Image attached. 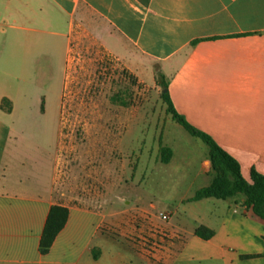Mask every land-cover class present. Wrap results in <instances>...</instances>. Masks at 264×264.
Wrapping results in <instances>:
<instances>
[{
  "label": "crops",
  "instance_id": "1",
  "mask_svg": "<svg viewBox=\"0 0 264 264\" xmlns=\"http://www.w3.org/2000/svg\"><path fill=\"white\" fill-rule=\"evenodd\" d=\"M4 16L12 22L0 25V81L26 43L24 29L63 49L69 72L60 89L99 61L161 91L159 71L175 110L235 158L245 179L252 169L264 174V0H0ZM10 100L0 90V264H264V221L243 196L212 201L205 215L193 210L190 229L159 223L143 207L113 211L102 184L81 186L59 171L64 156L49 147L61 142L38 127L14 129ZM52 206L67 217L41 252ZM198 225L213 235L197 236Z\"/></svg>",
  "mask_w": 264,
  "mask_h": 264
},
{
  "label": "rangeland",
  "instance_id": "2",
  "mask_svg": "<svg viewBox=\"0 0 264 264\" xmlns=\"http://www.w3.org/2000/svg\"><path fill=\"white\" fill-rule=\"evenodd\" d=\"M4 17L0 25L9 30L12 21ZM21 33L26 43L15 46L10 77L0 81V90L12 93L18 73L47 77L46 112L33 113L25 127H38L49 142H61L49 147L64 156L59 171L81 186L96 181L99 190L102 184L101 201L113 211L143 207L159 223L192 228L190 214L205 215L217 200H203L200 206L187 200L211 180L208 147L173 120L160 91L144 86L114 61H99L93 72H75L73 82L62 89V118L57 125L58 93L64 73L69 72L65 53L47 34L27 29ZM160 147L171 151L168 162L156 159ZM241 197L237 193L226 201ZM161 212L171 213L167 221L160 218ZM120 241L125 248L127 240Z\"/></svg>",
  "mask_w": 264,
  "mask_h": 264
},
{
  "label": "trees",
  "instance_id": "3",
  "mask_svg": "<svg viewBox=\"0 0 264 264\" xmlns=\"http://www.w3.org/2000/svg\"><path fill=\"white\" fill-rule=\"evenodd\" d=\"M156 81L161 87L160 96L167 104L166 110L170 113L173 120L179 123L188 133L200 138L208 147L207 160L210 164L211 180L208 185L196 190L194 195L187 200L197 201L204 198L226 199L240 193L243 196V203L246 207L264 221V174L252 169L249 179H245L235 158L221 148L209 134L192 126L175 110L168 95L167 82L159 71H156ZM160 155L162 162H168L171 151L167 147H160ZM66 217V208L60 206L51 207L40 240L41 252L48 250L55 234L64 224ZM194 233L201 238L209 239L213 235V230L204 225H198L194 228Z\"/></svg>",
  "mask_w": 264,
  "mask_h": 264
},
{
  "label": "flooded vegetation",
  "instance_id": "4",
  "mask_svg": "<svg viewBox=\"0 0 264 264\" xmlns=\"http://www.w3.org/2000/svg\"><path fill=\"white\" fill-rule=\"evenodd\" d=\"M31 74L24 76L18 73L14 78V91L11 93L10 100V114L14 129L19 134L26 132L27 128L25 125L32 121L31 117L33 113H37L38 116H41L46 112L49 88L46 84L47 81H44V77H47L43 74L40 75L39 73L40 76L36 78L34 77L35 74ZM61 92L62 89H60L58 93L57 125L58 121L61 123L62 118L59 117L60 112L62 111L60 100L63 95Z\"/></svg>",
  "mask_w": 264,
  "mask_h": 264
},
{
  "label": "built area",
  "instance_id": "5",
  "mask_svg": "<svg viewBox=\"0 0 264 264\" xmlns=\"http://www.w3.org/2000/svg\"><path fill=\"white\" fill-rule=\"evenodd\" d=\"M170 215H171V213L170 212H161L160 214H159V216H160V218L162 219V220H168V218L170 217Z\"/></svg>",
  "mask_w": 264,
  "mask_h": 264
},
{
  "label": "water",
  "instance_id": "6",
  "mask_svg": "<svg viewBox=\"0 0 264 264\" xmlns=\"http://www.w3.org/2000/svg\"><path fill=\"white\" fill-rule=\"evenodd\" d=\"M163 91H165V89H163Z\"/></svg>",
  "mask_w": 264,
  "mask_h": 264
}]
</instances>
